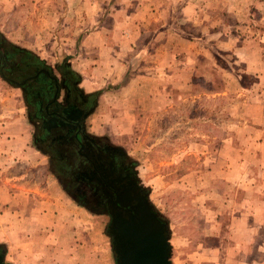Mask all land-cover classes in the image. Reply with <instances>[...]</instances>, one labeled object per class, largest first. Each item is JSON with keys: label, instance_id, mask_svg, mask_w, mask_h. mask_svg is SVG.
Listing matches in <instances>:
<instances>
[{"label": "rangeland", "instance_id": "374dc122", "mask_svg": "<svg viewBox=\"0 0 264 264\" xmlns=\"http://www.w3.org/2000/svg\"><path fill=\"white\" fill-rule=\"evenodd\" d=\"M0 41L75 77L87 131L124 153L168 242L214 234L224 262L264 264V0H0ZM33 130L0 76L3 262L64 264L71 237L74 264H115L108 218L64 192Z\"/></svg>", "mask_w": 264, "mask_h": 264}, {"label": "flooded vegetation", "instance_id": "af4514ba", "mask_svg": "<svg viewBox=\"0 0 264 264\" xmlns=\"http://www.w3.org/2000/svg\"><path fill=\"white\" fill-rule=\"evenodd\" d=\"M11 57L16 60L11 61ZM0 75L21 91L34 129L32 139L46 156L58 184L78 205L109 221V200L114 194L95 180L102 181L105 174L114 179L135 174L118 147L87 131V118L93 108L91 97L78 88L73 75L61 71L54 74L39 59L23 51L8 53L2 41ZM0 257L5 264L2 248Z\"/></svg>", "mask_w": 264, "mask_h": 264}, {"label": "water", "instance_id": "95a60500", "mask_svg": "<svg viewBox=\"0 0 264 264\" xmlns=\"http://www.w3.org/2000/svg\"><path fill=\"white\" fill-rule=\"evenodd\" d=\"M95 181L114 194L107 232L115 264H170L168 227L152 210L136 176L114 179L105 174L102 181Z\"/></svg>", "mask_w": 264, "mask_h": 264}, {"label": "crops", "instance_id": "0c3cea01", "mask_svg": "<svg viewBox=\"0 0 264 264\" xmlns=\"http://www.w3.org/2000/svg\"><path fill=\"white\" fill-rule=\"evenodd\" d=\"M101 34V32H100ZM88 40H92L93 37L92 35L90 36H87L86 37ZM93 51V47L91 48ZM98 49H101L98 48ZM256 73V72H254ZM233 79H238V75H230ZM253 77L255 78H260L259 77V73L256 74V76L252 75ZM224 94L223 92H219V93H214V95H219V94ZM16 137H20L19 136H15L14 140L18 139ZM20 142L19 143H22L23 139L20 138L19 140ZM10 145L13 146V143L15 144V147L17 144V141L15 142H12V140L10 139ZM12 143V144H11ZM262 147H264V141L262 143ZM16 155H14V157H17L19 158L21 155H22V151L21 148L19 150V148H16ZM9 154L12 153L11 152H8ZM8 158V156H7ZM9 159V158H8ZM245 214L244 213H241V217H243ZM207 240H212V244L211 245H208V242L207 241H203L198 245V246H192L190 245V242L188 240V238L186 237H179L178 239L176 238H170L169 239V245H170V255H171V259H170V263L171 264H218V258H219V263L220 264H227L226 262L231 263V264H237L238 261L236 259V256L234 257L233 255H230L228 250H227V254L225 257L226 260L228 261H223L224 259H222V254H223V251H222V248L221 246H217V244L215 245L214 242H215V236L214 234H212V238L210 239H207ZM58 250L60 248H62L59 253H58V257H59V260L60 262H63L64 261V264H74L73 262L76 260V258H78L76 256V254H72V251L73 253L75 252L74 250H72V248L74 249V242L72 240V238L70 237V241L68 242L67 245H62V244H59L57 246ZM228 249V248H227ZM226 250V249H225ZM70 254H72V259L70 258ZM188 258L191 262H188L186 260V258ZM232 258L236 259V260H232ZM81 264H109L108 262V254L105 253L104 255H100V257L98 259H96L95 256H91L89 255V258H88V261H81ZM247 264H256L255 262H251V263H247Z\"/></svg>", "mask_w": 264, "mask_h": 264}, {"label": "trees", "instance_id": "16d2710c", "mask_svg": "<svg viewBox=\"0 0 264 264\" xmlns=\"http://www.w3.org/2000/svg\"><path fill=\"white\" fill-rule=\"evenodd\" d=\"M152 210H153V209H152ZM153 211H154V210H153ZM154 212H155V211H154ZM158 217H159V219H160L162 222H164L163 219H162L159 215H158Z\"/></svg>", "mask_w": 264, "mask_h": 264}]
</instances>
